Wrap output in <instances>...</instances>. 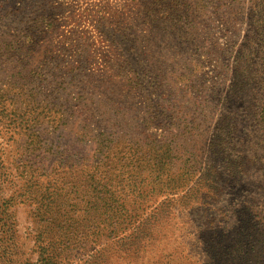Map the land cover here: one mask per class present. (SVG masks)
<instances>
[{"label": "rangeland", "instance_id": "1", "mask_svg": "<svg viewBox=\"0 0 264 264\" xmlns=\"http://www.w3.org/2000/svg\"><path fill=\"white\" fill-rule=\"evenodd\" d=\"M165 1L0 0V264H264V0Z\"/></svg>", "mask_w": 264, "mask_h": 264}, {"label": "trees", "instance_id": "2", "mask_svg": "<svg viewBox=\"0 0 264 264\" xmlns=\"http://www.w3.org/2000/svg\"><path fill=\"white\" fill-rule=\"evenodd\" d=\"M167 1H169V0H166L165 1V3L167 2ZM221 0H218V1H216L215 2V4L216 5H218V3L220 2ZM257 6V8H258V5H256ZM145 8H148V12L150 13V14H154V6H153V4H151V5H147ZM255 12H256V9H255ZM264 12V10H261V13H263ZM49 24V26H51V22H49L48 23ZM261 32V36H260V38H263L262 40H264V36H262V34H263V32L262 31H260ZM120 37H122V43L123 44H127L128 46H129V51L128 52H131L133 49H134V47H132L131 45H132V43H130L131 41H130V39H129V37H124V36H120ZM32 44V42L31 43H29L28 42V45H31ZM12 46H16V43L15 44H11V43H7L6 41H0V50L1 49H3L4 51H7V50H9V49H12V48H14V47H12ZM110 47L112 48V46L110 45ZM17 48H21L19 45L17 46ZM110 48V49H111ZM111 51H112V49H111ZM133 52V51H132ZM2 55H4V53H2ZM132 56L134 57V58H128V57H120V59H125V61H124V64H123V66L121 65L119 68H120V70H122L123 71V69H124V67L125 66H127V67H129V66H131V65H133V64H136V59H135V57H136V53L135 52H133L132 53ZM240 58H242V57H240ZM240 58H238L237 59V65L239 66V69L240 70H245V69H243L244 68V66H245V64L243 65V63H242V59H240ZM247 62H249V61H247ZM116 64L118 65V61H116ZM242 73V72H241ZM247 73V69L243 72V74H246ZM242 76V75H241ZM25 78H27L28 80H29V78H28V75L25 77ZM241 78H246V75H243ZM255 78V77H254ZM26 80V79H25ZM1 99H2V96L0 95V102H1ZM100 103L102 104V106H106V104L104 103V102H102V101H100ZM1 104V103H0ZM100 105H99V109H100ZM99 112L101 113V111L99 110ZM4 253L6 254V250L4 251Z\"/></svg>", "mask_w": 264, "mask_h": 264}]
</instances>
